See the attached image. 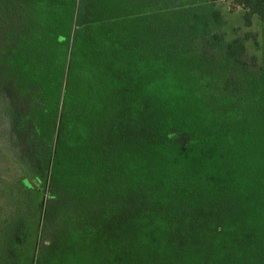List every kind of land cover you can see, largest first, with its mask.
<instances>
[{
	"label": "trees",
	"instance_id": "16d2710c",
	"mask_svg": "<svg viewBox=\"0 0 264 264\" xmlns=\"http://www.w3.org/2000/svg\"><path fill=\"white\" fill-rule=\"evenodd\" d=\"M222 7L264 21L0 0V264H264V52Z\"/></svg>",
	"mask_w": 264,
	"mask_h": 264
},
{
	"label": "rangeland",
	"instance_id": "374dc122",
	"mask_svg": "<svg viewBox=\"0 0 264 264\" xmlns=\"http://www.w3.org/2000/svg\"><path fill=\"white\" fill-rule=\"evenodd\" d=\"M227 7H222L226 29L229 32L235 28H240L242 32H253L255 38L251 41L253 44L252 49L257 54H262L264 52V21L255 19L251 26L246 28L243 19L244 10L239 7L228 10Z\"/></svg>",
	"mask_w": 264,
	"mask_h": 264
}]
</instances>
